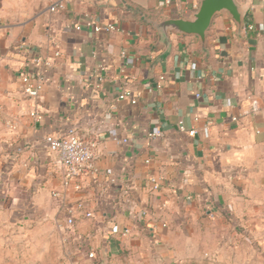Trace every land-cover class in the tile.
I'll use <instances>...</instances> for the list:
<instances>
[{"label":"crops","instance_id":"1","mask_svg":"<svg viewBox=\"0 0 264 264\" xmlns=\"http://www.w3.org/2000/svg\"><path fill=\"white\" fill-rule=\"evenodd\" d=\"M58 1L9 21L0 0V208L54 224L73 217L66 239L81 264L90 263L88 251L115 264L144 241L173 256L186 224L257 212L264 201V1L235 0L243 28L217 15L205 50L198 37L174 34L168 48L154 27L190 18L200 0H65V11L51 13ZM89 20L115 29L97 33ZM22 72L44 80L39 100L21 93ZM125 92L130 98L121 100ZM254 101L257 114L250 113ZM69 130L96 143L97 172L73 183L80 190L62 187L58 155L45 144Z\"/></svg>","mask_w":264,"mask_h":264},{"label":"rangeland","instance_id":"2","mask_svg":"<svg viewBox=\"0 0 264 264\" xmlns=\"http://www.w3.org/2000/svg\"><path fill=\"white\" fill-rule=\"evenodd\" d=\"M53 0H3L4 15L20 21ZM229 216V217H228ZM197 221L180 229L183 238L173 256H162L150 241L119 256L115 264H264V201L252 216ZM16 209L0 208V264H81L74 243L66 239V220L54 224ZM90 264V263H89Z\"/></svg>","mask_w":264,"mask_h":264},{"label":"built area","instance_id":"3","mask_svg":"<svg viewBox=\"0 0 264 264\" xmlns=\"http://www.w3.org/2000/svg\"><path fill=\"white\" fill-rule=\"evenodd\" d=\"M264 1V0H263ZM67 7V1L62 0L54 3L50 6L49 11L51 13H57L65 11ZM87 28L92 29L93 31L99 33L102 31H113L115 27L109 25L108 27L102 28L94 24L93 21L89 20L86 23ZM73 28L77 31H81L82 27L80 25H74ZM102 67V66H101ZM21 81V93L24 97L29 100H39L46 88L45 82L41 77H37L30 72H22L20 74ZM199 97V96H197ZM130 98V93L125 92L120 96L121 100ZM135 104V101H133ZM259 105L257 102H253L251 106L250 113L257 114L259 112ZM3 114V108L0 105V117ZM232 121L237 122V118H233ZM180 129L182 131L185 130L182 123H180ZM195 131H191L190 135H194ZM204 134L208 136V128L204 129ZM161 136L160 132L150 134V138H158ZM123 142H127L124 140ZM45 144L47 149L56 153L59 158V163L63 170V178H62V187L64 189L80 190V186L74 185L73 183L86 176H93L97 172L96 166V143L94 141H85L78 137L74 130L67 131L63 136H54L50 135L45 138ZM146 164H150V161H146ZM152 189L157 190L159 188L158 182L156 179H151ZM52 197L58 201H63L62 194L60 192H53ZM190 199V198H189ZM84 205L79 203L77 205V209L83 210ZM87 217H92L91 213L87 214ZM66 226L69 230L74 229L75 221L73 217H68L66 219ZM116 228L114 229V233H116ZM127 233V231H126ZM88 260L90 264H102L98 262L96 253L93 251L87 252Z\"/></svg>","mask_w":264,"mask_h":264},{"label":"water","instance_id":"4","mask_svg":"<svg viewBox=\"0 0 264 264\" xmlns=\"http://www.w3.org/2000/svg\"><path fill=\"white\" fill-rule=\"evenodd\" d=\"M227 13L241 30L244 25L242 14L235 0H200L199 8L190 18L170 19L154 24L160 42L170 47V34L179 36H195L201 41L205 50L207 32L213 19L220 14Z\"/></svg>","mask_w":264,"mask_h":264}]
</instances>
